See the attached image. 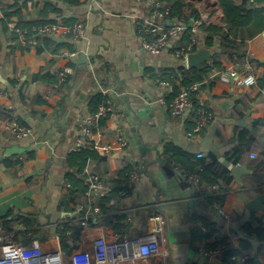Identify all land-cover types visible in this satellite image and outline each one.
<instances>
[{
    "label": "crops",
    "instance_id": "1",
    "mask_svg": "<svg viewBox=\"0 0 264 264\" xmlns=\"http://www.w3.org/2000/svg\"><path fill=\"white\" fill-rule=\"evenodd\" d=\"M75 1L72 5L62 0H0V75L5 81L0 80L4 90L0 96V231H15L17 244L40 246L68 260L77 251L90 250L100 236L120 242L148 235L153 218L162 216V254L125 264H237L230 258L246 249L253 264H262L264 208L252 212L246 204L264 194V173L263 179L255 174L264 165V0L246 4L254 10V19L243 48L245 58L223 57L222 69L214 67L213 59L202 65L211 68L197 82L201 84L197 99L210 120L193 138L188 132L196 125V114L176 118L159 102L164 98L169 103L179 93L183 86L179 70L189 69L174 56L172 44L156 55L143 48L141 29L151 16L146 1ZM185 1L195 6L198 17L209 14L206 26L219 23L212 17L217 0ZM233 1L236 6L244 3ZM50 3L64 17L84 24L85 37L80 42L62 35H41L35 31L39 26L32 28L33 38L25 37L29 30L16 25L20 17L63 22L48 9ZM162 3L164 8L171 5ZM166 22L162 19L161 24ZM201 28L197 48L205 46L206 33ZM211 49H220L219 37ZM74 51L79 53L76 60L67 59ZM82 53L86 62L78 65ZM66 67L73 70L69 83H65L67 77L60 86L35 79L40 74L47 79ZM223 70H234L237 76L251 70L258 83L246 87L237 76L230 84L211 78L214 71ZM98 94L109 96L106 103L111 104L113 114L107 120V116L101 118L103 124L99 120L94 130L104 142L114 143L116 150L106 155L95 149L100 158L87 161L82 174L76 175L77 162L69 156L78 150L82 120L101 106L94 113L90 110V100ZM53 99L61 101L55 109L39 101ZM6 120L30 127L33 134L16 138L5 128ZM120 138L127 141L124 149L116 144ZM167 145L195 159L202 154L207 162L215 156L213 171H229L231 181L220 179L216 184L226 190L222 206L212 199L210 183L186 184L174 170L167 173L166 163L174 160L172 153H165ZM241 164H247L249 172L239 183L231 176V167ZM85 171L104 179L106 190L101 196H87ZM133 174L138 175L135 183L129 181ZM220 207L232 216L230 223L220 216ZM247 225L262 232L253 233ZM248 233L253 235L247 238ZM225 236L227 241L221 242ZM221 244L237 254L228 255L226 250L214 258L202 254L203 249ZM1 251L0 246V255Z\"/></svg>",
    "mask_w": 264,
    "mask_h": 264
},
{
    "label": "built area",
    "instance_id": "2",
    "mask_svg": "<svg viewBox=\"0 0 264 264\" xmlns=\"http://www.w3.org/2000/svg\"><path fill=\"white\" fill-rule=\"evenodd\" d=\"M137 2L146 1L149 5L151 16L145 18V24L141 29L144 34L143 48L150 54L156 55L162 50L168 48L171 44L174 45V56L177 59L186 62L188 55L197 48L198 39L197 32L201 27L207 25L210 21L209 14L202 13L195 18L191 25L177 20L168 18L170 9L164 8L160 0H136ZM162 19L167 21V24H161ZM35 31L41 35H62L71 38L74 42H80L85 37V27L82 22H77L74 25H64L58 21L54 24H45L39 26ZM189 31L191 36L186 42H181L182 35ZM78 52L74 51L67 55V59L76 60ZM73 73L71 67H66L61 72L62 79H65ZM237 74L234 70L214 71L211 75L213 80L230 84ZM241 85L246 87L256 86L258 79L256 74L251 71H245L241 76H237ZM200 83H194L191 86H182L179 93L167 103L164 98L159 102L167 106L168 111L173 117L185 118L193 109L194 97L198 98L200 93ZM4 94V90L0 88V96ZM200 102L199 108L195 110L196 125L193 130L188 132V136L193 138L201 132L205 125L209 122L210 116ZM113 108L110 103L100 106L98 111L92 116L82 120L80 124V133L77 137V149L89 147L93 150L97 149L106 155L112 154L116 150V145L110 141L104 142L98 133L95 132V124L103 117L112 116ZM5 128L10 131L16 138L23 139L31 136L33 131L30 127L21 126L16 121L6 120ZM118 147L126 148L127 141L123 138L118 139ZM203 155L199 154L198 158ZM252 159L257 158V154H251ZM173 170L178 176L180 182L198 186L200 183L199 175L187 171L181 165H173ZM84 179L88 187L87 196H101L106 190L104 179L97 173L84 172ZM138 180V175L133 174L129 181L135 183ZM208 191L214 192L218 189L216 185H208ZM95 211L99 212V208L95 207ZM220 216L227 222L232 221V216L227 213L223 207L219 208ZM154 227L150 234L141 236L132 241L122 240L108 241L105 237H98L90 250H80L71 255L68 260H65L58 252H45L40 246L35 245H19L15 240V231H0V264H125L133 259H142L144 261L154 258L162 254L160 236L164 231V218L157 216L153 218ZM253 234L248 233L245 236L251 237ZM226 250L224 244L219 245L216 249L202 250V254L208 258H214L221 251ZM251 253L246 249L242 254L232 256L231 261L237 264H253L250 260ZM264 264V254L263 262Z\"/></svg>",
    "mask_w": 264,
    "mask_h": 264
},
{
    "label": "trees",
    "instance_id": "3",
    "mask_svg": "<svg viewBox=\"0 0 264 264\" xmlns=\"http://www.w3.org/2000/svg\"><path fill=\"white\" fill-rule=\"evenodd\" d=\"M68 4L75 5L78 2L75 0H62ZM161 2L166 1L167 3L171 4L169 14L166 16V19L175 18L177 20L183 21L187 23L188 25H191L192 20L194 18L198 17L197 10L195 6L192 3H188L185 0H160ZM250 0H244V3L242 6H236L233 0H217V5L213 9L212 17L219 21L218 24L211 23V25L206 26L204 25L201 29L205 31L206 37L204 40V44L206 48H212L214 47V42L217 37L220 38V53H216L213 57V63L214 67L218 69H222L221 67V59L223 57H226L230 60H243L245 58V53L243 51V48L245 46L247 38H249L250 32L249 28L253 23L254 19V10L251 8H247L246 4ZM256 2H262L263 0H254ZM48 9L52 12H55L58 17L62 18V23L64 25L70 26L76 24L78 21L73 18H67L64 17L63 12L60 8L53 5L52 3L48 4ZM43 15V14H42ZM57 21L50 20V21H27L26 19H23L20 17L19 23L16 24L17 26H20L22 28H27L29 30V33L26 38H33V33L31 32L32 28L34 26H43L45 24H54ZM249 34V35H248ZM190 32L186 31L184 33L183 39H190ZM47 42H52L49 37L44 38ZM187 40V41H188ZM183 42V40H182ZM211 67H208L207 65H204L201 70L196 69H180L179 75L180 79L182 80L183 86H191L194 83L201 82L203 79V76L207 74V72L210 70ZM61 70L54 73V75L50 76L49 78H45L43 75H37L35 76V79L37 80H45L47 83H51V86L58 85L60 86L62 84V77H61ZM71 80V76H68L65 83H69ZM64 84V83H63ZM107 100H109V96H103L101 94L96 95L95 97L91 98L89 106L92 113H94L97 108L101 105H106ZM41 104L46 106L49 109H55L57 106L61 105L60 100H50V101H43L39 100ZM194 106L191 110L190 117H193L195 115V110L199 108L200 101L197 99V97H194ZM7 113L9 111H6ZM6 112H3V114L6 115ZM109 119V115L106 117V120ZM101 120V119H100ZM105 119L101 120V124H103ZM192 122L191 120L188 121V123ZM194 124V122H193ZM193 128H189V130H192ZM254 141V139L250 140V144ZM165 153L170 154L172 153L174 155L173 161H168L169 163H166V171L169 175L173 172V165H181L184 167L187 171L191 173H196L200 177L201 181H206L210 183L209 185H216L219 180H223L225 182H230L231 177L228 174L229 171L225 170L221 174L215 173L214 166L217 162L215 156L211 157V162H207L205 159H195V157L190 156L184 152H182L180 149L173 145H167L165 147ZM100 155L95 152V150L89 148V147H82L79 148L76 153L71 154L69 156L70 161L77 162L76 166V175L82 174L83 170L86 167L87 161L91 159H99ZM181 159H185L183 163L180 162ZM181 164H180V163ZM73 166V165H72ZM128 173V172H127ZM264 173V165L260 167V170H256L255 174L258 178H262V174ZM122 175V173H121ZM264 178V177H263ZM262 178V179H263ZM187 184V182H185ZM226 197V190L222 187H218L216 191H214V195L212 199L222 206L224 204ZM246 228L250 229L251 232H256L260 235L259 229L254 230L250 226H246ZM80 230H82V225H80L79 231L75 233L76 238L80 235ZM262 234V233H261ZM263 235V234H262ZM264 236V235H263ZM264 239V237H263ZM227 237H223L221 239V242H226ZM241 245H245L244 242L240 243ZM246 247V245H245ZM244 247V248H245ZM226 254L228 255H236L237 250H229L227 249Z\"/></svg>",
    "mask_w": 264,
    "mask_h": 264
},
{
    "label": "water",
    "instance_id": "4",
    "mask_svg": "<svg viewBox=\"0 0 264 264\" xmlns=\"http://www.w3.org/2000/svg\"><path fill=\"white\" fill-rule=\"evenodd\" d=\"M216 52H220V49L215 51L214 49L206 48L203 45H200L194 52L190 53L186 59L185 65L188 69H197L201 70L202 65L207 61L213 59ZM86 62V56L84 53L80 55V58L77 62L78 65H81ZM0 80L5 82L1 75ZM227 164V163H225ZM228 165V164H227ZM249 171L247 170V164L237 165L235 167H231V176L236 179L237 182H241V177L243 174H247ZM247 207L252 212H258L264 208V194L257 195L254 199L247 202Z\"/></svg>",
    "mask_w": 264,
    "mask_h": 264
}]
</instances>
